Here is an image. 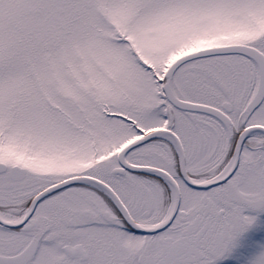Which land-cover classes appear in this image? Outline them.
<instances>
[{
  "label": "snow or ice",
  "instance_id": "6c2138e0",
  "mask_svg": "<svg viewBox=\"0 0 264 264\" xmlns=\"http://www.w3.org/2000/svg\"><path fill=\"white\" fill-rule=\"evenodd\" d=\"M0 264H264V0H0Z\"/></svg>",
  "mask_w": 264,
  "mask_h": 264
}]
</instances>
